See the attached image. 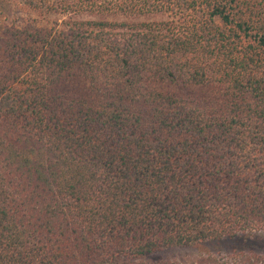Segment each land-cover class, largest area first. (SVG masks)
<instances>
[{"label": "trees", "instance_id": "16d2710c", "mask_svg": "<svg viewBox=\"0 0 264 264\" xmlns=\"http://www.w3.org/2000/svg\"><path fill=\"white\" fill-rule=\"evenodd\" d=\"M18 3L69 18L0 38V264H173L264 232V0ZM181 82L214 95L159 87Z\"/></svg>", "mask_w": 264, "mask_h": 264}, {"label": "rangeland", "instance_id": "374dc122", "mask_svg": "<svg viewBox=\"0 0 264 264\" xmlns=\"http://www.w3.org/2000/svg\"><path fill=\"white\" fill-rule=\"evenodd\" d=\"M20 0H0V38L7 25L19 27L36 24L49 25L55 20L68 19V16L45 11L43 8L23 7ZM77 18L90 19L92 15L77 16ZM165 14L142 15V16H109L108 19L142 22L165 20ZM159 87L163 90L175 91L195 98H201L204 102H210L214 91L210 86H202L192 83H162ZM253 253L264 254V232L252 233L249 236H237L219 241L184 248H171L159 252L154 257L164 259L173 264H195L209 254L217 255L227 264H244L248 256Z\"/></svg>", "mask_w": 264, "mask_h": 264}]
</instances>
